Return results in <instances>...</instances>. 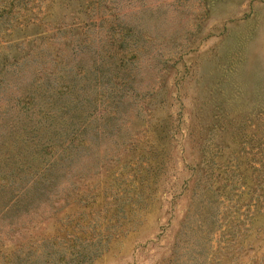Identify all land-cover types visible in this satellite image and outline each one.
<instances>
[{"label": "rangeland", "instance_id": "1", "mask_svg": "<svg viewBox=\"0 0 264 264\" xmlns=\"http://www.w3.org/2000/svg\"><path fill=\"white\" fill-rule=\"evenodd\" d=\"M0 264H264V0H0Z\"/></svg>", "mask_w": 264, "mask_h": 264}]
</instances>
